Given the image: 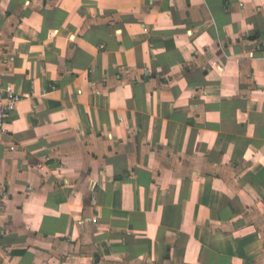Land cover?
Listing matches in <instances>:
<instances>
[{"label":"crops","instance_id":"crops-1","mask_svg":"<svg viewBox=\"0 0 264 264\" xmlns=\"http://www.w3.org/2000/svg\"><path fill=\"white\" fill-rule=\"evenodd\" d=\"M6 85L0 264H264V0H0Z\"/></svg>","mask_w":264,"mask_h":264},{"label":"built area","instance_id":"built-area-1","mask_svg":"<svg viewBox=\"0 0 264 264\" xmlns=\"http://www.w3.org/2000/svg\"><path fill=\"white\" fill-rule=\"evenodd\" d=\"M21 97L11 85H6L4 94H0V131L4 129L6 116L16 107ZM13 147V145L10 146L11 149Z\"/></svg>","mask_w":264,"mask_h":264}]
</instances>
